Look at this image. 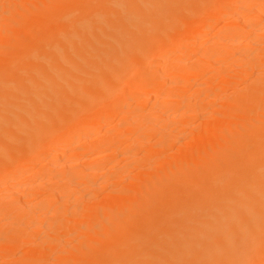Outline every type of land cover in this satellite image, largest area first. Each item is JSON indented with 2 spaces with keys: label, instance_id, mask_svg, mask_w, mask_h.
Masks as SVG:
<instances>
[{
  "label": "bare ground",
  "instance_id": "bare-ground-1",
  "mask_svg": "<svg viewBox=\"0 0 264 264\" xmlns=\"http://www.w3.org/2000/svg\"><path fill=\"white\" fill-rule=\"evenodd\" d=\"M69 1L72 0H56V6L52 3V7L49 8L48 6L46 8V5V7L44 6L45 8H40L38 12L30 14L32 15V19L37 18V20L40 18L39 15L42 17L49 14L55 18V21L52 22L51 28L43 29L42 33H39L40 30L38 32L34 31L33 34L40 37L39 39L37 36L38 40L35 36L36 39L34 40L36 42L32 38H30L29 43L27 42L29 39L26 40L25 43L27 44H24L27 45L26 48L34 50L31 52L27 50V54L22 56L19 55L24 52V49H21L23 51L18 52V54L15 51L17 55L10 62V68L13 69L12 73L7 76L0 74V113L2 114L0 115V177L8 173L37 166L43 161L46 162L47 167H53L54 152L57 149L60 151L61 147L64 148V152L76 153L78 148L74 147L76 150L70 148L72 147L69 144L70 142L66 143V141L70 140L71 136L74 138H79L80 135L84 137L85 133L90 134L89 131H91V134H88V137L92 136L95 133H93L95 131L93 129L97 125L99 127L96 128L102 127L100 126L102 125L101 123L98 124L100 121L103 119H105L104 121H108L106 119L109 118V114H113L114 116L118 113L116 111L122 112L120 104L127 110L129 106L125 104L129 103L130 92L138 96L144 92L151 97L153 96L154 100L159 101L161 97H168V99L165 98L166 100H164L170 103L171 101L182 99L184 95L182 90H178L177 87L179 88L181 85L185 86L187 83H190L189 81H195L194 79L198 75H204V78L208 76V79L204 84L200 83L198 85L196 95H194V97L196 96L194 103L197 102L199 106H202L212 96L211 94V96H207L209 93L206 92V94V89L204 88L208 87L207 84L210 83V78L221 77V89L230 85L232 87L231 83H243L247 76H251L249 73L252 71L250 69L251 66H246V62L249 59L253 60L252 63L256 65L255 67L261 64V59L258 58V55L253 56V54L247 51L244 52L243 50V52L238 54L240 55V59L238 64L236 63L240 72L232 78L226 77L225 73L217 72V65V68L214 67V70H206L200 66L199 68L194 67L195 69L193 68L188 73L187 70L186 74L181 73L184 76L178 81L180 73L176 74L174 71L178 63L169 60L165 54L178 47L182 48L180 45L183 43V50L190 55H194L196 61L201 63L206 61L210 65L212 63L213 65L222 64L224 67L228 64V58L230 59L231 54L219 50L218 48L222 45L250 46V48L251 46H264L262 39L252 37L254 35L253 31H257V27H260V25L263 26V22L257 26V23L254 22L253 24V21L264 20V0ZM47 2L49 3L48 0ZM79 2L85 3V5L82 6ZM257 3L262 6L260 7ZM255 4H257V7ZM35 9L37 10V8ZM240 10L251 11L250 13H252L249 16L250 18L247 17L251 19L249 20L250 22H247L248 19L245 18L247 20L245 24L250 23V28L253 30H251L249 37L246 39H242L245 37L244 35H235L237 33L233 29L241 19L236 17V20L234 18L233 20L231 18L238 16L237 13H240ZM30 12L32 11L30 10ZM30 12L28 11L27 13L29 14ZM232 14L236 15L232 16ZM224 17H231V21H237V24L233 23L235 24L234 26L231 22V25L223 24L226 29V38L221 37L222 39L216 41V47H212L215 50L214 52L211 51L212 54H206L207 56L198 55L193 37L198 36L199 38V36L212 29L215 26L214 24ZM32 19L30 18V20ZM24 22L26 21L24 20ZM29 25L31 26L30 23ZM29 25L25 26L24 24V27L27 28ZM228 26H233V28H230L233 29L234 33L230 28L227 29ZM247 26L249 25L247 24L246 28ZM7 29L9 30L10 28ZM225 29L223 27L224 32ZM261 29H264V27H261ZM24 32L23 30V34H25ZM186 35L187 40L185 38V41L179 43L176 48L173 47L182 36ZM27 37L29 38V36ZM217 46L219 47L217 48ZM17 50L20 51V49ZM178 50L181 53L183 51L182 49ZM248 50L250 51V49ZM259 50L256 52L259 53ZM38 70L41 71L39 72ZM131 70L134 71L129 73ZM176 71L178 70L176 69ZM128 73L132 75L130 78L134 76V80H132L134 83L130 80L132 86L129 83L130 86L126 88L127 91L129 90L128 94L125 93L126 96L124 94L122 96V99L126 97L128 101L117 100L113 94V90L126 83ZM168 76L172 80L174 79L173 81L177 80L174 84L172 82V85H175L176 88L170 95H168V92H164L165 89L160 96V84L165 82L163 80ZM252 81L251 84L245 85L243 91H237L235 97L233 95V98L229 100L226 106L216 109L217 115H214L211 123L202 128L199 127L200 131H198L197 135L188 140L185 138V142L180 138L182 141L179 144L180 146L178 145V147L176 146L177 148L170 149L172 152L164 153V158L158 162L152 171L145 172V174L141 173L142 175L139 176V180L136 181L135 178L137 177L134 178L135 182L132 179L131 182H134L135 186H129L131 188L125 187L120 192V195L118 193V196H115L114 193V196L111 194L109 196L111 197V204L109 202L107 203L108 205L105 204L100 207H98L99 205H92L90 206L91 208L88 204L85 207L73 209L74 211L71 214L76 216L77 219H75L79 221L78 225L80 226L81 224L80 227H84L82 229L83 231L86 230L84 233L88 235L87 238L84 235L83 238L82 235L80 237L86 245H80V247L76 248L74 243L73 245L76 250L73 249V251L67 252L62 250V252L60 251V255L58 252L59 256L55 259L61 262H57L59 264H261L264 262V76L259 81ZM14 82L25 83L27 89L24 90L26 87L24 89H16L13 85L16 86L17 84H13V90L9 84ZM172 88L174 89V87ZM165 94L167 95L165 96ZM216 95L219 96V94L215 93L212 97L217 98ZM13 96L15 99L20 97L19 101L24 100L25 102H19L20 104L18 105L3 103ZM188 108L191 109L192 107H187L184 110L182 108L181 111L188 112ZM170 109L167 110L165 107L156 110L152 109L147 114L138 111V118L136 116L134 118L137 120H133L137 121V123L133 124H152L153 122H149L150 118H156V120L158 118L169 119V113H173ZM199 110L201 108L196 107L192 111H189L191 113L189 115L193 117L198 115L200 117ZM205 113L208 114V111ZM205 117L207 116L205 115ZM125 121L122 126H125ZM154 123L155 125L152 124L151 126L158 129V122L157 124L156 122ZM163 126L161 127L163 128ZM129 128L130 126L126 128L127 133L128 130L131 132L129 135L133 133L132 129L134 131L137 129L136 126ZM123 130L125 131V129ZM62 131L65 133L63 138L60 137ZM153 131L151 130V132ZM174 133L170 135L168 132L169 137H162L164 139L160 141L162 142L161 146L158 144L157 148H169L170 145H166L175 140L176 136ZM143 135L145 136L147 133L140 134V138H137L135 145L142 144L138 143L139 140L142 141L141 137L146 141ZM102 136L100 139L96 137L93 142H102L103 146V141H106V139L103 138L104 140H101ZM120 144L119 147L116 144L115 147L112 146L114 151L111 150L114 154L119 151ZM82 145L84 146V144ZM106 146L108 147V145ZM106 146L104 145L103 148L99 147L100 151H97V153H105L104 149H107ZM132 148L134 147H131L130 150ZM153 150H147L146 153L151 154L152 152V154H155L156 152ZM78 152H83V150H78ZM94 153L92 150V155H89L94 157ZM119 154L121 153L119 152ZM152 154L150 156L149 154H145L144 156L152 157ZM104 155L108 156L107 153ZM89 157L88 160L92 158L89 159ZM77 158H79L78 155ZM77 158H74V160H77ZM100 158L102 159V157ZM148 160L150 158H147ZM58 163V161L57 164L55 162L54 166L56 167ZM41 167L38 171H43L44 168L45 170L47 169L46 167ZM66 167L69 166L66 165ZM69 168H75V166L71 167L70 165ZM78 168H75L77 172H70L73 176L68 173L70 176L66 177V179L64 178L65 181L63 180V182L64 184L66 181L68 184L77 182L79 185L80 183L85 184V188H88V183L86 185L84 182H86V179H89L90 175L86 177L84 174L86 172L85 169L78 170ZM56 170L58 171V169ZM58 178L61 179V176L59 175ZM67 179L70 180L68 181ZM59 181L61 180L57 179L53 184ZM36 182L34 181L33 183L37 184L38 182ZM77 183L72 184L77 185ZM35 184L30 189L25 190V192L30 190L28 193L30 197L27 198L29 196L26 194L28 191L26 193L22 191L27 199L26 205H24L25 209L20 208V214L16 216L19 228L27 222L37 221L38 216H45L43 211H48L50 206L49 204L48 206L46 205L48 200H53L54 198L62 199L63 197L61 196H67L61 191L62 194L57 193V195L56 193L47 192L48 196L46 194L45 196L43 192L42 194L45 197L42 196L44 198L41 201L45 203L40 202L43 205L37 203L41 207L39 208L35 206V203L31 205L33 200L36 199L32 198V200L31 197L40 196L38 194L42 190L39 191V186L46 184L41 182L38 185ZM72 184L70 185L72 186ZM57 189L60 190L59 187ZM57 189L54 191L57 192ZM66 189L68 188L63 190ZM37 191H39L38 194ZM14 193L6 195L2 193L3 195L1 196H5L6 201L13 198H21V193ZM32 194L35 196H32ZM113 197H115V200H113ZM4 201L0 204L1 218L12 214L9 209L10 207L7 208L6 206L8 202L5 201L4 203ZM50 209L53 213H57L56 211H58L51 207ZM37 211L43 214L38 215ZM68 218L73 219L72 217ZM39 221L34 222L37 227L40 226ZM65 222L61 223L62 226ZM58 223L60 224V222ZM59 224L53 225L50 228H60L61 225L59 226ZM78 225L77 227H79ZM93 225L98 226L96 231H94L95 227ZM91 228H93V231L91 230L90 232ZM15 229L17 230L18 228ZM21 230L22 233L25 231L24 228ZM17 231L15 234L19 233ZM67 231L69 230L67 229ZM22 233L17 234V238L9 237L8 235V238L5 239L10 240H8L9 242L6 241L8 245L5 247V250L7 252L3 253H8L10 249L14 250L13 247H16L15 245H21L25 242L26 236ZM15 234L10 233L12 236H15ZM54 235L59 236L53 234L50 237L51 234H48L43 237V241L41 240L42 246L38 250L35 252L32 250L31 253L25 254L22 261L16 263L44 264L45 262L46 264L45 260L52 258L50 254L52 253V249L50 250L49 248L54 243L61 241L62 236H65L62 235L59 240L53 237ZM67 239L64 240L67 241ZM78 242L82 243L81 240H78Z\"/></svg>",
  "mask_w": 264,
  "mask_h": 264
},
{
  "label": "rangeland",
  "instance_id": "rangeland-1",
  "mask_svg": "<svg viewBox=\"0 0 264 264\" xmlns=\"http://www.w3.org/2000/svg\"><path fill=\"white\" fill-rule=\"evenodd\" d=\"M27 1V2H26ZM49 1V3L47 2V0H0V30H2L1 32H0V74H2L3 76H7V75H9L10 73H12V68H10V62H11V60L18 54V52H21V51H23V50H21V49H24V52L21 54L20 53V55L19 56H22V55H26L27 53V50H28V52H31L32 50H34V49H31V48H26L27 47V45H24V44H27V43H25L26 42V40L27 39H29V40H27V42L29 43V41L31 40L30 38H32L33 40L34 39H38V37L36 36V35H34L33 33H34V31L36 30L37 32H38V30H40L39 31V33H42L43 32V29H49V28H51V26L53 25L52 24V22H54L55 21V18H53V16H51V15H44V16H40L39 15V19L37 20V18L34 20V19H32V15H30L31 13L33 14L34 12H38L39 10H40V8L42 9L44 6L46 7V5H47V7L46 8H48V6H49V8L50 7H52L53 5H52V3L54 4V6H56V0H48ZM73 2H74V0H72ZM72 1H69V2H72ZM29 2V3H28ZM83 2V1H82ZM82 2L80 3V5H85V3H83L82 4ZM47 3V4H46ZM20 4V5H19ZM45 4V5H44ZM257 4H259V3H257ZM257 4H255V6L257 7ZM24 5V6H23ZM35 6V8H37V10L34 8L33 9V7ZM259 6L261 7L262 5H260L259 4ZM258 6V7H259ZM44 7V8H45ZM32 8V9H31ZM13 9V10H12ZM16 9V10H15ZM24 10V11H23ZM30 10L32 11V12H30ZM244 10H246V9H244ZM242 11V10H240V13H237V15L238 16H235V17H232V16H234V15H236V14H232V18L231 19H235L236 20V17H238V18H240L241 20L238 22V24L235 22V21H231V19L230 18H227V17H224V18H222V19H220V20H224V21H218V22H220V23H215L214 25V27H212V29H210L209 31H207L205 34H202L201 36H199V38H198V36H194L192 39L193 40H195L194 41V43H195V47H196V50H197V53H198V55H201V56H207V55H210V54H212L211 53V51L212 52H214L215 50H213V48L214 47H216V41L218 40V39H222V38H226V29H225V26L224 25H226V24H230L231 25V23H232V25L234 26L235 24H233V23H236L237 25H235L234 26V28H233V26H230V27H232L233 29H234V31H235V33H237V34H235V35H238V36H241V35H244V36H242V37H244V38H242V39H246V38H248L249 37V33H251V28H250V23H247L249 26H247V28H246V25L247 24H245V22L247 21L245 18H250L249 16H251L252 15V13H250V12H248V11ZM15 11V12H14ZM30 12L29 14L27 13V12ZM26 12V13H25ZM11 13V14H10ZM236 13V12H235ZM250 13V14H249ZM14 14V15H13ZM240 14V15H239ZM20 15H22V16H20ZM243 15V16H242ZM14 19H13V18ZM20 17H22V18H20ZM25 17H30L32 20H30V18H25ZM43 17H45L44 19H43ZM51 17V18H50ZM243 17V18H242ZM7 18V19H6ZM42 18V19H41ZM247 18V19H248ZM9 19V20H8ZM230 19V20H229ZM243 19V20H242ZM24 20L26 21V22H24ZM229 20V21H228ZM249 20H251V19H248V21L247 22H250ZM14 21V22H13ZM20 21V22H19ZM243 21V22H242ZM27 22H29L30 24H31V26L29 25V23H27ZM229 22V23H228ZM231 22V23H230ZM254 22H256L257 24V26H259L262 22V24H263V26L262 25H260V27H257V31H253L254 33V35L252 36V37H254V38H259L260 40L262 39V41H264V33H262V32H264V29H261V27L263 28L264 27V20H262V21H253V24H254ZM243 23V24H242ZM259 23V24H258ZM3 24V25H2ZM24 24H25V26H27V25H29L27 28H25L24 27ZM27 24V25H26ZM32 24H34V25H32ZM224 24V25H223ZM240 24V25H239ZM245 24V25H244ZM6 25V26H5ZM223 25V26H222ZM3 28H2V27ZM10 26H13V27H10ZM19 26H22V27H19ZM221 28H220V27ZM244 26V27H243ZM223 27H224V29H225V32L223 31ZM229 26L227 27V29L228 28H230ZM7 28H10L9 30L7 29ZM19 28V29H18ZM25 28V29H24ZM36 28H39V29H36ZM232 28H230L231 29V31L234 33V31H233V29ZM250 28V29H249ZM260 28V29H259ZM229 29V30H230ZM236 29V30H235ZM247 29V30H246ZM23 30L25 31L24 33L25 34H28V35H25V34H23ZM31 30V31H30ZM249 30V31H248ZM19 31V32H18ZM33 31V32H32ZM35 31V32H36ZM4 32V33H3ZM16 33V35H15V33ZM29 32V33H28ZM256 33V34H255ZM259 33H261V34H259ZM3 34V35H2ZM11 34H12V36H11ZM29 34H31V35H29ZM33 34V35H32ZM36 34V33H35ZM225 34V35H224ZM5 35H6V37H5ZM20 35H22V36H20ZM8 36V37H7ZM27 36H29V38L27 37ZM35 36H36V38H35ZM14 37H15V39H14ZM19 37H20V39H19ZM187 37V35L186 36H182L180 39H179V42H176L175 43V45L173 46V47H177L178 46V44L179 43H181L182 41H185L184 39ZM222 37V38H221ZM8 38V39H7ZM195 38H198V39H195ZM17 39V40H16ZM39 39H40V37H39ZM38 39V40H39ZM37 40V42H39ZM186 40H187V38H186ZM213 40V41H212ZM4 42V43H3ZM18 42V43H17ZM21 42H22V45H21ZM34 42H36L35 40H34ZM193 42V41H192ZM198 42V43H197ZM13 43V44H12ZM18 45H17V44ZM206 43V44H205ZM12 44V45H11ZM15 44V45H14ZM182 45H180V47H182V48H176V49H173V50H171L172 51V53H171V51L167 54H165L166 55V57L169 59V60H171V61H176L178 64H177V66L175 67L178 71H176V69L174 70V68H172L175 72H176V74H179L180 73V75H179V78L177 79L178 81L180 80V78H182L183 76H184V74H186L185 72L187 71V73L189 72V71H191V70H193V68L195 67V68H199V66L201 67V68H205L206 70H214V67H216L217 65V67H218V69L216 70L217 72L218 71H220L221 73H225L226 74V77L227 76H229L230 78H232V77H234L236 74H239V68H238V66H236V63L238 64V62H239V59H240V55H238V54H240L241 52H243V50H244V52L245 51H247L248 53H251V54H253V56H257L258 55V58H260L261 59V64L260 65H257V67H255L256 65H254V63H252V61L253 60H251V59H249L247 62H246V66L247 67H250V69H252V71L251 72H249L250 74H251V76H247V78H246V80H244V82L243 83H231L232 84V87H231V85L229 86V87H226V88H220V86L222 85V79H221V77H217V78H210L211 80H210V83L209 84H207L208 85V87L206 86V87H204L206 90H205V93L206 92H208L209 94H207V96H214L215 95V93H217V94H219V96L218 95H216L217 96V98H214V97H212L211 96V98H209V100H207V101H205V103H203L202 104V106H199V104L197 103V102H195L194 103V101H196V100H194V98L196 99V96L194 97V95H196L195 93H196V90L198 89V85H200V83H202V84H204L206 81H207V79H208V76L207 77H205L204 78V75H198L194 80L195 81H189L190 83H187L185 86L184 85H181V87H177V89L178 90H182V92H183V96H182V99H179V100H174V101H171L170 103L169 102H167V101H165L166 99H168V97L166 98V97H164V98H160V101L159 100H154V97L152 96H150L149 94H147V93H141L139 96L142 98H140L138 95H136V94H132V92H130L131 94H130V98H129V101L127 100V98L126 97H123L124 99H122V96H124L125 95V93L126 94H128L127 92L129 91H127V87L128 86H130L132 83H131V81L132 80H134L133 79V77H131L130 78V76H132V75H130L129 73H132L134 70H131L127 75V81H126V83H124V85H122L121 87H119V88H116V89H114L113 90V94H114V96L117 98V100H120V101H122V100H125L126 102L128 101L129 103L128 104H125L126 106H129V108L128 107H126V106H124V107H126V108H128L127 110H125V108H123V105L122 104H120V109L122 110V112H119V111H116V112H118L116 115H114L113 116V114H109V118L108 119H106V120H108V121H104L105 119H103L102 121H100L98 124H102V125H100V126H102L101 128H96V127H99V125H97L93 130H95V131H93V135L92 136H90V137H88V134L89 133H85V135L84 134H82V135H84V137L83 136H81L80 135V137L78 138V137H73V136H71V139L70 140H68V141H66V143H69V144H71V146L72 147H70V148H72V149H74V150H76L74 147H77L78 148V150H83V152H78V150H76L75 152L76 153H73V154H71L69 151V153L68 152H64V148H60L61 150L59 151L58 149L56 150V152H54V159H56V160H52V161H54V164H52V166L53 167H47V165L45 164L46 162L45 161H43L42 163L44 164H42V163H39V165H37V166H33V167H30V168H27V169H29V170H27V169H24V170H21V171H18V172H14V173H8V174H6V175H3L2 177H0V204L1 203H3V200H5L6 201V199L4 198L5 196H1V195H6V194H8V193H10V194H12V193H14V194H19V193H21L20 194V197L21 198H19V199H15V198H13L14 200H15V202H14V200L13 199H9V201H6V202H8V203H6L7 205V208L8 207H10L9 209H10V211L12 212V214L10 215H7V216H3V218H1L0 217V264H17L16 262H21L22 261V259L24 258L23 256L25 255V254H29V253H31L32 252V250H34L33 252H35L36 250H38L39 249V247H41L42 246V238L43 237H45V236H47L48 234H51V236L50 237H52V235L53 234H56V235H59V236H53V237H55V238H58L59 240H60V238H61V236L62 235H65V236H62L63 238H61V241H59L58 243L56 242V243H54L53 244V246H51L49 249L52 251V253H50L51 255H52V258L51 259H48V260H45L46 261V264H56V263H58L59 264V262H57V261H60V260H57V259H55V258H58V256L60 255V251L62 252V250L64 251H73V249H75L76 250V248L77 247H80V245H86V243L84 242V240L83 239H81L80 237H81V235H82V238H83V235H84V237H86L87 238V236L88 235H86L87 233H84V231H86V230H84L83 231V229L82 228H84V227H80L81 226V224H80V226L78 225L79 224V221L78 220H76L77 218H76V216L74 215V214H71V212L72 211H74L76 208H81V207H85V206H87L88 204V206L90 207V206H98V207H100L101 205H105V204H107V203H109L110 201H111V197H109V196H111V194H112V196H114L113 195V193L115 194V196H118V193H119V195H120V192H122L124 189H125V187H127V188H131V187H129V186H131L132 185V187L133 186H135L136 184H134V182H135V180L137 181V180H139V176H141L142 174H145V172H150V171H152L153 170V168H155V166L158 164V162L160 161V160H162V158H164V156L163 155H165L166 153H169V152H172V150H170V149H173V148H177L178 147V145L179 144H181V140H184L183 142H185V138H186V140H188V139H191V138H193V136H195V135H197L198 134V131H200L199 129L200 128H202V127H204L205 125H208L209 123H211V121L213 120V117H214V115H217V113H216V109H218L219 107H223V106H226L227 105V103L229 102V100H231L232 98H233V95H234V97H235V94L237 93V91L238 92H240L241 90L243 91L244 90V87H245V85L247 86V85H249V83L251 84V81L252 80H254V81H259L263 76H264V46H259V47H257V46H251V48H250V46L249 47H247V46H235V45H228V44H224V45H222L221 47H219V46H217V48L219 49V50H222V51H226V52H229V54H231L230 55V59L228 58V64L226 65V66H222V64L221 65H219V64H214L213 65V63L210 65V63H208V62H199V61H196L195 59V57H194V55H190L189 53H187V52H185L184 50H183V46H184V44L183 43H181ZM214 44V45H213ZM197 45V46H196ZM213 47V48H212ZM239 47H241V48H239ZM245 47V48H244ZM12 48V49H11ZM14 48V49H13ZM261 48H263V49H261ZM17 49H20V51L19 50H17ZM178 49H182L183 51H182V53L181 52H179V50ZM239 49V50H238ZM248 49H250V51L248 50ZM255 49H257V50H255ZM260 49V50H259ZM36 50V49H35ZM178 50V51H177ZM259 50V53L258 52H256V51H258ZM17 52V54H16V52ZM181 51V50H180ZM10 52V53H9ZM254 52V53H253ZM1 53H3V54H1ZM9 54V55H7V54ZM13 53H15V54H13ZM171 53V54H170ZM187 53V54H186ZM209 53V54H208ZM205 54V55H204ZM207 54V55H206ZM7 55V56H6ZM189 55V56H188ZM238 55V56H237ZM192 56V57H191ZM232 56V57H231ZM234 56H235V58H234ZM9 57V59H7V58ZM11 57V58H10ZM6 58V59H5ZM189 60H188V59ZM232 58V59H231ZM180 59V60H179ZM3 60V61H2ZM178 60H179V62L180 61H182V62H180V64H179V62H178ZM185 60V61H184ZM196 62H195V61ZM2 61V62H1ZM184 62V63H183ZM191 62V63H190ZM198 62V63H197ZM252 63V64H250V63ZM3 64V65H2ZM206 64V65H205ZM233 64V65H232ZM186 65H188V66H186ZM204 65V66H203ZM213 65V66H212ZM221 67V69H220V67ZM235 66V67H234ZM178 67V68H177ZM210 67V68H209ZM216 67V68H217ZM224 69H223V68ZM10 68V69H9ZM194 68V69H195ZM226 69V70H225ZM171 70V69H170ZM173 70H171V71H173ZM221 70H224V71H221ZM39 72L41 71V70H38ZM181 71V72H180ZM227 71V72H226ZM233 72V73H232ZM181 73H184V74H181ZM250 74H248V75H250ZM258 74V75H257ZM169 76H171L170 74H168ZM1 76V75H0ZM166 77L165 78V80H163V81H165V82H162L161 84H160V89H161V93H160V96H161V94H162V92L164 91L165 93L166 92H168L167 94L168 95H170L172 92H173V90H175V85L173 86L172 85V82H173V84H174V82L175 81H177V80H175V81H173L170 77ZM262 76V77H261ZM203 79V80H202ZM131 80V81H130ZM170 80V81H169ZM167 81V82H166ZM201 81H203V82H201ZM254 81H252V82H254ZM133 83H134V81H132ZM198 82V83H197ZM129 83H130V85H129ZM13 84H17L16 86L15 85H13ZM218 84H219V86H218ZM9 85H13L16 89L18 88V89H24L25 87H26V84L25 83H11V84H9ZM134 85V84H133ZM235 85H236V87H235ZM239 85V86H238ZM12 86V88H13V90H14V87ZM132 86V85H131ZM183 86V87H182ZM187 86V87H186ZM234 86V87H233ZM164 87V88H163ZM172 87H174V89L172 88ZM8 88V87H7ZM9 88H10V86H9ZM169 88V89H168ZM172 88V89H171ZM220 88V89H219ZM27 89V87L24 89V90H26ZM131 89V88H130ZM195 89V90H194ZM9 90V89H8ZM12 90V89H11ZM132 91V90H131ZM225 91V92H224ZM222 92V93H221ZM214 93V94H213ZM221 93V94H220ZM230 93V94H229ZM124 94V95H123ZM167 94H165V96L167 95ZM211 94V95H210ZM126 96V95H125ZM129 97V96H128ZM135 97V98H134ZM140 99H139V98ZM184 97V98H183ZM133 98V99H132ZM166 98V99H165ZM21 98L19 97V98H17V99H15V97L13 96L12 98H8V100H6V101H4L3 103H7V104H15V105H18V104H20L21 102H25L24 100H22V101H19ZM131 99V100H130ZM144 99V100H143ZM165 99V100H164ZM187 99V100H186ZM165 102H164V101ZM182 100V101H181ZM192 100V101H191ZM120 101H119V103H120ZM131 101V102H130ZM132 101H135V102H132ZM211 103H210V102ZM20 102V103H19ZM125 102V103H126ZM193 102V103H192ZM136 103V104H135ZM162 103H163V105H162ZM123 104H124V101H123ZM152 104V105H151ZM194 104H197V105H194ZM220 104V105H219ZM140 105V106H139ZM147 105H148V107H147ZM194 105V106H193ZM213 106V108H212V106ZM137 107V109H135ZM166 108L167 110L168 109H170L171 111H173V113L171 114V113H169L170 114V117H169V119L168 118H158L157 120H156V118H154V119H151L150 118V120H149V122H153L152 124H154L155 125V123L154 122H156V124H157V122H158V129L156 128H153L151 125V123H144V125L142 124V125H138V124H133V123H137V121H133V120H137V119H134L135 118V116H136V118H138V116H137V114H138V111H140V112H143V113H149V111L150 110H152V109H154V110H156V109H162V108ZM179 107V108H178ZM187 107H192L191 109H186V110H188V112H186V111H181V109L183 108V110L185 109V108H187ZM196 107H200L201 108V110H202V113H203V115H202V113H201V110H199V114H201V116L200 117H198V115H196L195 117H193V116H191V115H189V114H191L189 111L191 110H193V109H195ZM124 110H123V109ZM149 108V109H148ZM174 108V109H173ZM119 109V110H120ZM132 109H135L136 110V112H134L135 110H132ZM120 110V111H121ZM142 110V111H141ZM169 110V111H170ZM205 110V111H204ZM214 110H215V112H214ZM124 111V112H123ZM127 111V112H126ZM170 111V112H171ZM180 111H181V113H180ZM206 111H208V114L207 113H205ZM212 111V112H211ZM218 111V110H217ZM113 113V112H112ZM115 113V112H114ZM122 113V114H121ZM135 113V114H134ZM182 113H183V115H185V116H183L182 115ZM119 114H121V115H119ZM207 116V117H205V115ZM0 115H2L1 113H0ZM117 115H119V116H117ZM134 115V116H133ZM182 115V116H181ZM113 116V117H112ZM174 116V117H173ZM191 116V117H190ZM212 117V118H211ZM122 118V119H121ZM132 120H130V119ZM171 118V119H170ZM175 118V119H174ZM126 120L125 121V126H122V124L124 125V120ZM165 119H168V120H165ZM172 120V121H171ZM132 123H131V122ZM194 122V123H193ZM161 123V124H160ZM197 123V124H196ZM130 124V125H129ZM162 125H164L163 126V128L161 127ZM166 125V126H165ZM130 126V128H131V126H136V128L138 129H136L135 131H134V129H132V131H133V133L131 134V135H129L131 132L128 130V133H127V127H129ZM140 126H141V128H140ZM123 127H125V128H123ZM167 127V128H166ZM200 127V128H199ZM129 128V129H130ZM140 128V129H139ZM147 128V129H146ZM151 128V129H150ZM192 128V129H191ZM123 129H125V131L123 130ZM155 129V131H153ZM160 129V130H159ZM163 131H162V130ZM174 129V130H173ZM198 129V130H197ZM98 130H101V131H98ZM151 130L153 131V132H151ZM165 130V131H164ZM170 130V131H169ZM177 130H179V131H177ZM123 131V132H122ZM148 131V132H147ZM181 131V132H180ZM90 132V134H91V131H89ZM118 132V133H117ZM122 132V133H121ZM164 132V133H163ZM168 132L170 133V135H171V133L173 134L174 132V134H175V140H173L171 143H169V144H167L166 146H169L170 145V147L169 148H167V147H162L161 149H159V148H157L159 145L161 146V143L162 142H160L162 139H164V138H162V137H169V134H168ZM180 132V133H179ZM196 132V133H195ZM139 133V134H138ZM143 133H147V135H143V137H145V139H146V141L144 140V139H142V137H141V140L144 142H142V141H138V143H142V144H140V145H135L137 142H136V140H137V138L139 137L140 138V134H143ZM149 133V134H148ZM89 134V135H90ZM115 134V135H114ZM136 134V135H135ZM162 134V135H161ZM193 134V135H192ZM103 135V136H102ZM63 136H65V133H64V131H62L61 133H60V137H62L63 138ZM86 136H87V138H86ZM102 136V139L101 140H104V139H106V141H103L104 142V145L106 146V145H108V147H107V149L105 148L104 149V152L105 153H107V155L108 154H110V155H108V156H106V155H104L105 153H99V154H101V155H99L98 153H97V151H100V148H103V146H102V142L100 143H98V141H94L93 142V140H95L96 139V137L97 138H99L100 139V137ZM113 136H114V138H113ZM146 136H147V138H146ZM83 137V138H82ZM104 138V139H103ZM109 138V139H108ZM136 138V139H135ZM138 138V139H139ZM180 138H181V140H180ZM73 139V140H72ZM77 139V140H76ZM79 139V140H78ZM89 140V141H87V140ZM99 139H97V140H99ZM114 139V140H113ZM135 139V140H134ZM179 139V140H178ZM100 140V141H101ZM111 141H113L112 143H111ZM120 143H122V144H120ZM163 141V140H162ZM176 141V142H175ZM105 142H106V144H105ZM136 142V143H135ZM84 144V146L82 145V144ZM91 143V144H90ZM68 144V145H69ZM89 144V145H88ZM115 144H116V146H118L119 147V144L121 145V149L119 148L118 150L119 151H117V152H115V154L113 153V151H114V148L112 149V146L113 147H115ZM124 144V145H123ZM131 144V145H130ZM159 144V145H158ZM175 146H174V145ZM81 145V146H80ZM86 145H87V147H86ZM123 145V146H122ZM129 145V146H128ZM158 145V146H157ZM95 146V147H94ZM141 148H140V147ZM177 146V147H176ZM180 146V145H179ZM100 147V148H99ZM110 147V148H109ZM131 147H134V148H132V150H130L131 149ZM136 147V148H135ZM79 148H82V149H79ZM113 151H112V150ZM145 151H144V150ZM153 150L154 152H156L155 154H152V152H151V154L153 155L152 157H149L151 154L150 153H146V151L148 150ZM156 149V150H155ZM74 150H72V151H74ZM92 150H93V153H94V151H95V155H94V157L93 156H90L89 154H91L92 153ZM108 150V151H107ZM112 152H111V151ZM58 151V152H57ZM70 151H71V149H70ZM91 151V152H90ZM129 151V152H128ZM157 151H160V152H157ZM119 152L121 153V154H119ZM126 152V153H125ZM80 155H79V154ZM97 153V154H96ZM123 153V154H122ZM125 153V154H124ZM162 153V154H161ZM165 153V154H164ZM59 154V155H58ZM61 154V155H60ZM67 154V155H66ZM78 155V157L81 159H79V158H77V155ZM127 154V155H126ZM147 155V154H149V156H144V155ZM157 154V155H156ZM160 154V155H159ZM59 156V157H57V156ZM74 155V156H73ZM86 155H88V156H86ZM92 155V154H91ZM155 155V156H154ZM70 156V157H69ZM85 156V157H84ZM90 156V157H89ZM106 156V157H105ZM56 157V158H55ZM73 157V158H72ZM88 157H89V159L92 157L93 158V160H88ZM100 157H102V159L100 158ZM104 157V158H103ZM142 157H144V158H142ZM53 158V157H52ZM62 158V159H61ZM68 158V159H67ZM72 158V159H71ZM74 158H77V160L75 159L74 160ZM100 158V159H99ZM147 158H150V160H148L147 161ZM160 158V159H159ZM104 159V160H103ZM141 159H143V160H141ZM145 159H146V162H145ZM153 159V160H152ZM67 160V161H66ZM70 160V161H69ZM79 160V161H78ZM57 161L59 162L58 163V165H56V167L54 166L55 165V162H56V164H57ZM153 161V162H152ZM64 162H65V164H64ZM70 162V163H69ZM73 162V163H72ZM82 164H81V163ZM67 163H69V164H67ZM153 165H152V164ZM156 163V164H155ZM59 164H60V166H62V167H60L59 166ZM79 164V165H78ZM142 164V165H141ZM150 164V165H149ZM46 165V166H45ZM66 165L67 166H69L70 167V165H71V167H74L75 166V168L77 167H79L78 168V170L79 169H81V170H84L85 169V171L86 172H84V174L86 175V177H88L89 175H90V177H88L89 179H86V182H84V183H86V185H87V183H88V188H85L86 186H85V184H81L80 183V185H82V186H80L77 182H71V183H67V181H66V183L64 184V182H63V180L65 181V179H66V177H69L70 175H72L71 173L72 172H77L76 170H75V168H69V167H66ZM77 165V166H76ZM81 165V166H80ZM108 165V166H107ZM116 165V166H115ZM39 166V167H38ZM46 167L47 169L45 170V168H44V170L43 171H38V170H40V167ZM145 166V167H144ZM37 167V168H36ZM41 167V168H42ZM58 167V168H57ZM151 167V168H150ZM39 168V169H38ZM61 168V170L59 171V169ZM63 168H65V169H63ZM82 168H84V169H82ZM92 168V169H91ZM113 168V169H112ZM138 168H141V169H138ZM56 169H58V171L56 170ZM88 169V170H87ZM94 169V170H93ZM50 170V171H49ZM52 170V171H51ZM63 170V171H62ZM129 170V171H128ZM134 170V171H133ZM137 170V171H136ZM27 171V172H26ZM45 171V172H44ZM133 171V172H132ZM20 172V173H19ZM71 172V173H70ZM51 173V174H50ZM63 173H65V175H63ZM68 173H70V175L68 174ZM142 173V174H141ZM34 176H33V175ZM51 176H50V175ZM66 174H67V176H66ZM73 174H75V173H73ZM42 175V176H41ZM45 177H44V176ZM55 175H57L56 177H55ZM61 176V179H59L58 178V176ZM48 176H50V177H48ZM73 176V175H72ZM124 176V177H123ZM48 177V178H47ZM55 177V178H54ZM135 177H137V178H135ZM65 178V179H64ZM70 178H72V177H70ZM134 178H135V180H134ZM53 179V180H52ZM57 179L58 180H61L63 183H59V182H61V181H59V182H57V183H55V184H53L54 182H56L57 181ZM134 180V182L132 183L131 182V180ZM36 182L37 180V184H35V183H33L34 181ZM39 180H41L40 182L41 183H43V184H46V185H41V186H39L40 187V189H39V187H38V189H39V191H41L40 193H39V191H37V194L38 195H40V196H37V194H36V196L37 197H31V199L32 198H36L35 200H33V202H32V200H31V205H33L34 203H35V206H38L39 207V205L37 204V203H40V202H42V203H45L44 201H41V199L43 200V198L47 195L48 196V194H46L47 192H51V193H56V195H57V193H60V194H62L61 192H63V193H65V195H67V196H61V197H63L62 199H58V198H54L53 200H48L47 202H46V205L48 206V204L50 205L49 206V209H48V211H43V213H44V215L45 216H38V218L36 219L37 221H34V222H38L39 220L41 221H39V223H40V226L39 227H37V225H35L34 224V222H27L25 225H21V229H25V231H23V233H22V230L19 228V224L17 223V218H16V216H17V214H20V211H19V209L20 208H22L23 210L25 209V206L24 205H26L25 203H26V199L28 198V197H30V195L28 194L29 192H30V190L26 193L25 192V190L26 189H30L32 186H34V184L35 185H38L40 182H39ZM47 180V181H46ZM68 180V179H67ZM70 180V179H69ZM68 180V181H69ZM88 180H90V181H88ZM31 181H33V182H31ZM43 181V182H42ZM49 181V182H48ZM116 181V182H115ZM27 182V183H26ZM44 182H46V183H44ZM99 182V183H98ZM31 183H33V185H31ZM49 183V184H48ZM72 183H74V184H76L77 183V185H74V184H72ZM83 183V182H82ZM132 183V184H131ZM15 184V185H14ZM50 184H52V185H50ZM58 184V185H57ZM70 184H72V186L70 185ZM94 184V185H93ZM53 185H54V187H53ZM70 185V186H69ZM74 185V186H73ZM89 185H90V188H89ZM116 185V186H115ZM9 186V187H8ZM69 186V187H68ZM57 187H59L60 188V190L59 189H57ZM17 188V189H16ZM51 188V189H50ZM65 188H68V189H66V190H63V189H65ZM19 189V190H18ZM21 189V190H20ZM37 189V190H38ZM55 189H57L56 191L57 192H55L54 190ZM119 189H120V191H119ZM10 192H9V191ZM16 190V191H15ZM46 190V191H45ZM58 190H59V192H58ZM71 190V191H70ZM13 191V192H12ZM22 191H24L27 195H29V196H27V198H25V195L23 194L24 192H22ZM61 191V192H60ZM7 192V193H6ZM18 192V193H17ZM44 192V195L42 194ZM3 193V194H2ZM6 193V194H5ZM35 193H36V191H35ZM42 194V195H41ZM122 194V193H121ZM21 195H23V196H21ZM34 194H32V196H33ZM64 195V194H63ZM104 195V196H103ZM107 195V196H106ZM35 196V195H34ZM42 196H44V197H42ZM3 197V199H1ZM42 197V198H41ZM58 197H59V195H58ZM64 198H66V199H64ZM115 197H113V200H115L114 199ZM22 200V201H21ZM5 201H4V203H5ZM11 201V202H10ZM18 201H19V203H18ZM24 201V202H23ZM36 201V202H35ZM38 201V202H37ZM52 201V202H51ZM59 201V202H58ZM100 201H101V203H100ZM23 202V203H22ZM11 203V204H10ZM42 203H40V204H42ZM53 204H55V205H53ZM110 204H111V202H110ZM27 205H29V204H27ZM43 205V204H42ZM77 205V206H76ZM82 205H84V206H82ZM108 205V204H107ZM16 206H17V208H16ZM23 206V207H22ZM50 207L51 208H54V209H56V210H58V211H56L57 213H53L52 211H51V209H50ZM72 207V208H71ZM39 208H41V207H39ZM38 208V209H39ZM63 208V209H62ZM91 208V207H90ZM74 209V210H73ZM40 210V209H39ZM53 210V209H52ZM16 211H17V213H16ZM19 211V212H18ZM41 211V210H40ZM39 211V213H38V211L36 212L38 215H42L43 213H41ZM48 212V213H47ZM59 212H63V214H61V213H59ZM35 213V214H36ZM41 213V214H40ZM57 216H56V215ZM65 214V215H64ZM68 214V215H67ZM72 216H71V215ZM13 215V216H12ZM63 215V216H62ZM34 216H36V215H34ZM37 217V216H36ZM45 217V218H44ZM68 217H72L73 219H71V218H68ZM9 218V219H8ZM11 218V219H10ZM76 218V219H75ZM16 219V220H15ZM68 219H69V221H68ZM11 220V221H10ZM13 220V221H12ZM74 220V221H73ZM14 221H16V222H14ZM66 221V222H65ZM72 221V222H71ZM76 221V222H75ZM58 222H60V224L58 223ZM63 222H65V224L62 226V224H63ZM8 225H7V224ZM32 223V224H31ZM62 223V224H61ZM18 224V225H17ZM34 224V225H33ZM46 224V225H45ZM57 224H59V226H60V228H55L54 229V227H52V229L50 228L51 226H53V225H57ZM17 225V226H16ZM74 226V227H72V226ZM77 225L79 226V227H77ZM66 226V227H65ZM84 226V225H83ZM94 227H95V230L94 231H96L97 229H98V226L96 227V225H93ZM92 226V227H93ZM33 227V228H32ZM64 229H62V228ZM69 227V228H68ZM2 228H5V229H3L2 230ZM15 228H18L17 230L15 229ZM26 228H28V229H26ZM42 230H41V229ZM71 228V229H70ZM40 229V230H39ZM61 229V230H60ZM67 229L69 230V231H67ZM93 228H91L90 229V232H91V230H92ZM21 230V231H20ZM59 230V231H58ZM72 230H73V232H74V234H73V232H72ZM9 231V232H8ZM16 231L17 232H19V233H22L23 235H25L26 236V240H25V242L24 243H22L21 245L20 244H18V245H15L16 247H13L14 248V250L12 249H10L9 251L10 252H8V253H3V252H7L6 250H5V247L8 245L7 244V242L6 241H8V240H5V239H7L8 238V235H9V237H18V235H19V233H17V234H15L16 233ZM37 231H39V232H37ZM49 231V232H48ZM51 231V232H50ZM56 231V232H55ZM93 231V230H92ZM68 232H70V233H68ZM10 233L11 234H15V236H12V235H10ZM32 233V234H31ZM58 233V234H57ZM60 233H61V235H60ZM17 235V236H16ZM41 235V236H40ZM71 235V236H70ZM78 235V236H77ZM30 236H32V237H30ZM65 237V238H64ZM69 240H68V239ZM78 238H80V239H78ZM4 239V241H2ZM64 239H67V241L66 240H64ZM80 241L81 240V244L78 242V240ZM32 240V241H31ZM42 240V241H41ZM64 242H63V241ZM83 240V241H82ZM10 241V240H9ZM8 241V242H9ZM31 241V242H30ZM74 241V242H73ZM27 242V243H26ZM75 243V244H74ZM12 244V243H11ZM59 244V245H58ZM76 246V248L74 247V245ZM72 245V246H71ZM19 246V247H18ZM18 247V248H17ZM25 247V248H24ZM15 248H16V251H15ZM68 248V249H67ZM60 249V250H59ZM2 250V251H1ZM24 250V251H23ZM59 252V255L57 254ZM70 253V252H69ZM51 255H50V257H51ZM16 260V261H15ZM19 260V261H18ZM61 262V261H60ZM39 264H41V263H39ZM43 264V263H42ZM44 264H45V262H44ZM261 264H264V262H262Z\"/></svg>",
  "mask_w": 264,
  "mask_h": 264
}]
</instances>
